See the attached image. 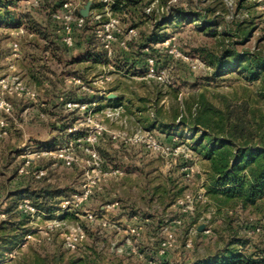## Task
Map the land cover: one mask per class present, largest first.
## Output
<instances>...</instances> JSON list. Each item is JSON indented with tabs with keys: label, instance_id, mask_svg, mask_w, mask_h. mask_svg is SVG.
<instances>
[{
	"label": "rangeland",
	"instance_id": "374dc122",
	"mask_svg": "<svg viewBox=\"0 0 264 264\" xmlns=\"http://www.w3.org/2000/svg\"><path fill=\"white\" fill-rule=\"evenodd\" d=\"M11 1L16 20L0 23V223L14 225L1 232L0 264L264 262V198H212L192 116L202 100L246 105L264 127V65L254 63L264 58V0H144L122 12L114 0ZM110 16L139 38L128 49L117 40L97 63ZM39 191L54 193L51 211L34 204Z\"/></svg>",
	"mask_w": 264,
	"mask_h": 264
},
{
	"label": "trees",
	"instance_id": "16d2710c",
	"mask_svg": "<svg viewBox=\"0 0 264 264\" xmlns=\"http://www.w3.org/2000/svg\"><path fill=\"white\" fill-rule=\"evenodd\" d=\"M143 1L114 0L113 9L122 12L127 10L129 5L137 7ZM14 5L15 3L11 0H0V23L16 20V13L9 9ZM25 17L22 15L21 19ZM155 36L151 37L152 40L158 38ZM141 46L145 47L147 44ZM230 55L232 53L223 57L227 58ZM238 57L242 58V55ZM105 58L106 51L102 49L94 60L99 63ZM209 63L219 65L222 64V59L218 62L211 60ZM254 63L260 67L264 65V58L255 57ZM246 113V105H232V107L228 105L226 110H221L212 103L202 100L198 111L192 114L193 125L202 126L199 139L200 142L202 141V153L211 161L213 182L209 188L210 195L223 203L239 200L245 205H255L264 198V127L248 119ZM253 124H256L255 127ZM53 195L54 193L49 191L33 192V202L39 208L51 211L46 204L48 198ZM10 225L13 228L14 223L12 221L0 223V251L9 242V238L1 232H5ZM222 262L214 264H264L253 258L242 259V256L223 259Z\"/></svg>",
	"mask_w": 264,
	"mask_h": 264
},
{
	"label": "built area",
	"instance_id": "2783aa9c",
	"mask_svg": "<svg viewBox=\"0 0 264 264\" xmlns=\"http://www.w3.org/2000/svg\"><path fill=\"white\" fill-rule=\"evenodd\" d=\"M65 6H69V4L66 3ZM99 17H100V15L96 16V18H99ZM67 18H68V22H67L65 29H64L63 40H64L66 45L71 47L74 45V42H75L74 33H73L74 23L73 24L71 23L73 16L70 15ZM85 23H86V17L79 16L76 18V24L78 26H83ZM98 36L102 41L104 50L106 51V53L109 56H111L114 53L115 42L117 40L120 41L122 46H124L125 48L128 49L130 42L136 41L139 38V32H138L137 28H134V27H131L129 29H125L124 27H122L121 21L119 18H117L115 16H110L109 19L107 21H105L102 24L101 28L98 30ZM15 47H16V50H18V44L17 43H15ZM148 67L150 70V74L154 75L155 73H157L156 60L154 57L148 58ZM68 106L71 109H76V107L85 108V109L89 108L87 104L81 105L80 103L73 102V101L68 102ZM99 133H100V131H99ZM88 140H92V141L97 140V135H94V138L89 137ZM152 147L153 148L159 147L156 140L152 141ZM40 154L41 155L42 154H54L55 156H60L64 159V161L67 165L73 164L74 161L76 160L74 155H72L70 153H65L64 151H61L60 153H54L53 151H45V152L40 153ZM94 156L98 157V154L94 153ZM30 163H31V159L28 158L25 165L21 168V171L22 172L27 171L26 167ZM44 173H45L44 171H40V173L37 176L41 177ZM27 201L29 202L30 200L28 199ZM29 207L32 210H36L35 206L30 205ZM73 246H74V244H73Z\"/></svg>",
	"mask_w": 264,
	"mask_h": 264
},
{
	"label": "water",
	"instance_id": "95a60500",
	"mask_svg": "<svg viewBox=\"0 0 264 264\" xmlns=\"http://www.w3.org/2000/svg\"><path fill=\"white\" fill-rule=\"evenodd\" d=\"M90 8H91V3L89 2V3H87L86 7L81 10V15L84 17H88L89 12H90Z\"/></svg>",
	"mask_w": 264,
	"mask_h": 264
}]
</instances>
